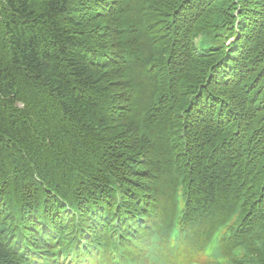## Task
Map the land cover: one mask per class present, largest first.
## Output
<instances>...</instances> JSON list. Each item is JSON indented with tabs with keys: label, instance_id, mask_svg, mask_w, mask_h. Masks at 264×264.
<instances>
[{
	"label": "trees",
	"instance_id": "obj_1",
	"mask_svg": "<svg viewBox=\"0 0 264 264\" xmlns=\"http://www.w3.org/2000/svg\"><path fill=\"white\" fill-rule=\"evenodd\" d=\"M0 264H264V0H0Z\"/></svg>",
	"mask_w": 264,
	"mask_h": 264
}]
</instances>
